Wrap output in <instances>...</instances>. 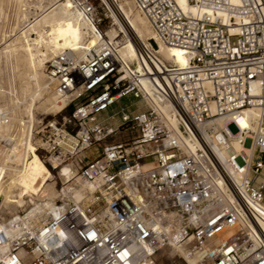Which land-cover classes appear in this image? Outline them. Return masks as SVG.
I'll list each match as a JSON object with an SVG mask.
<instances>
[{
    "label": "built area",
    "instance_id": "2783aa9c",
    "mask_svg": "<svg viewBox=\"0 0 264 264\" xmlns=\"http://www.w3.org/2000/svg\"><path fill=\"white\" fill-rule=\"evenodd\" d=\"M65 1L99 43L85 59L47 56L67 114L42 123L33 144L58 197L41 218L0 211V264H160L175 248L186 256L174 264H264V0H188L199 16L177 0H131L159 41L189 59L163 64L155 40L130 36L136 70L107 36L111 8L124 20L118 0ZM246 109L262 111L258 130L235 120ZM123 131L133 135L115 140ZM235 139L251 151L231 150ZM82 183L94 190L77 200Z\"/></svg>",
    "mask_w": 264,
    "mask_h": 264
},
{
    "label": "bare ground",
    "instance_id": "6f19581e",
    "mask_svg": "<svg viewBox=\"0 0 264 264\" xmlns=\"http://www.w3.org/2000/svg\"><path fill=\"white\" fill-rule=\"evenodd\" d=\"M118 1L124 20L110 7L114 23L107 31V36L110 40H119L118 42L121 43V56L132 63L135 70L139 69V64L137 63L135 45L130 36L137 45H141L144 41L147 44L149 40H155L159 46L158 52L163 64L177 66H186L188 64L189 59L185 52L178 48L166 47L159 41L147 18L135 9L131 0H129L131 6L137 14H134L132 9H129V11L124 10L122 1ZM233 2H237V0H233ZM177 3L186 13L191 12L196 16L201 14L200 11L191 7L188 0H177ZM57 5L58 11L53 12L51 16L44 19L45 22L42 29L44 32L38 34L39 38L37 40L32 39L36 36V31L32 29L33 32L29 35L31 38L28 39L27 46H18L17 44H13V46H8L7 44L6 46L8 50L15 53L17 60H25L27 68L31 71V79L38 84L40 90H46L48 87L46 83H42V74H40V69L43 65L45 69L47 56L69 51L80 59H85L87 50L99 43L95 25L83 22L80 14L72 9L69 2L57 0ZM34 22L29 19L26 20L23 28L19 30L22 35L31 28ZM31 45H34V47ZM20 51H25L26 55H22ZM154 100L156 106L164 110L169 107L168 104L159 101L157 98ZM57 103L59 104L60 102L58 101ZM7 113H10L7 108L0 107V143L7 141L5 140L4 130L9 126L10 120H12L6 116ZM238 118L242 119V124L238 122ZM261 118L262 111L259 109H246L236 116L235 120L244 130L256 131L260 127ZM216 121L220 126L225 125L224 119H217ZM170 122L177 129L176 120L171 118ZM32 124L30 120L26 140L24 142L18 141L17 144H14L8 159L0 162V211L1 213L10 214L12 217L18 216L21 212H27V217L41 218L47 212L46 207H50L58 197L57 182L54 174L36 153L31 139ZM230 148L238 152L251 151L248 146L240 144L238 139L232 141ZM226 154L227 151H221L222 157H225ZM17 164H20L22 169L14 167ZM86 190L93 191L94 186L82 183L80 189L75 192L76 199H81L83 192ZM27 199L28 203L26 202ZM24 203L26 204L24 205ZM177 250L183 256H186L185 251L180 248Z\"/></svg>",
    "mask_w": 264,
    "mask_h": 264
},
{
    "label": "rangeland",
    "instance_id": "374dc122",
    "mask_svg": "<svg viewBox=\"0 0 264 264\" xmlns=\"http://www.w3.org/2000/svg\"><path fill=\"white\" fill-rule=\"evenodd\" d=\"M121 1L122 5H124V10L129 11V9H132L134 14H137L129 0ZM55 11H58L57 0H0V107L7 108L10 113H7L6 116L12 119L10 120L11 123H8L9 126L4 130L5 140L7 141L0 143V162L7 160L9 153L14 148V145H8V140L10 141L14 136L19 141L24 142L26 140L30 120L33 123L31 125V139L33 141L34 132L41 127L42 123L52 120L62 121L63 116L67 114V111H63L64 105L58 100L53 89L49 86L44 65L40 69V74H42L41 81L46 83L48 87L46 90H40L38 84L31 79V71L27 68L25 60H17L15 53L6 48L7 44L8 46H13V44L27 46L28 39L31 38L29 35L33 32L32 29L36 31V36L32 39L37 40L39 38L38 34L44 32L42 30L44 19L51 16ZM28 19L31 22L36 21L22 35L19 30L23 28ZM31 46L34 47V45ZM20 52L22 55H26L25 51ZM58 101L60 102L59 104L57 103ZM128 102L129 100H125L123 104ZM140 107L145 109L143 104H140ZM238 122L242 124V119L238 118ZM229 129L234 134L239 131L233 123L229 125ZM132 135L130 131H123L115 140L124 141ZM7 148L9 149L8 151ZM100 151L101 148L99 149ZM85 154L90 155V158L85 160L89 161L97 157L98 152L93 148L92 152ZM14 167L22 169L20 164L14 165ZM63 170L67 174L68 179L75 175V172H71L67 167H64ZM261 180H264V176ZM26 202L28 203V199ZM9 215L2 213V216H5L4 218L6 219L11 217ZM179 257L177 249H169L159 255L158 261L160 264H174V262L178 261L183 263V260Z\"/></svg>",
    "mask_w": 264,
    "mask_h": 264
}]
</instances>
